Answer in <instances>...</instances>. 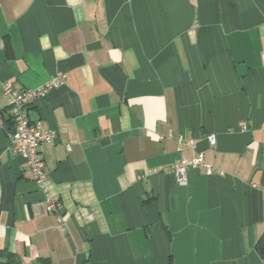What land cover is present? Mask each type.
<instances>
[{"label": "crops", "instance_id": "obj_1", "mask_svg": "<svg viewBox=\"0 0 264 264\" xmlns=\"http://www.w3.org/2000/svg\"><path fill=\"white\" fill-rule=\"evenodd\" d=\"M59 74L43 185L0 95V262L264 264V0H0V91Z\"/></svg>", "mask_w": 264, "mask_h": 264}, {"label": "built area", "instance_id": "obj_2", "mask_svg": "<svg viewBox=\"0 0 264 264\" xmlns=\"http://www.w3.org/2000/svg\"><path fill=\"white\" fill-rule=\"evenodd\" d=\"M65 77V74H59L40 87L26 89H19L7 81L0 91V95L7 99L10 119L13 122L9 131L10 147L14 152L25 157L34 180L41 185L46 181V174L45 160L39 151V146L44 142L53 143L56 140L57 131L46 127L40 119L32 120L28 115V109L37 98L45 95L50 89L63 84ZM209 139L212 144L216 142L214 134H211ZM199 164L209 166L201 153L193 159L181 158L174 168L178 182L186 184V171L190 167L196 168ZM45 201L47 210L58 212L59 203L55 195H47Z\"/></svg>", "mask_w": 264, "mask_h": 264}, {"label": "trees", "instance_id": "obj_3", "mask_svg": "<svg viewBox=\"0 0 264 264\" xmlns=\"http://www.w3.org/2000/svg\"><path fill=\"white\" fill-rule=\"evenodd\" d=\"M11 120V119H10ZM262 257L264 259V249L262 250ZM45 263L46 264H54L53 262H51L49 259H45ZM0 264H14L12 261H3V262H0ZM171 264H175L174 262H172Z\"/></svg>", "mask_w": 264, "mask_h": 264}]
</instances>
